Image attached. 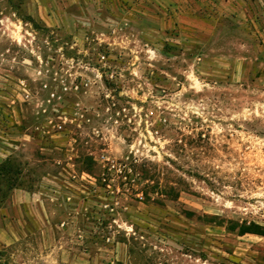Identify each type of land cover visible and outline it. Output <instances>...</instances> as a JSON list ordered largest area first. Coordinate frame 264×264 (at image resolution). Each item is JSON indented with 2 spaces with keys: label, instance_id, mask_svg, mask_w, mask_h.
<instances>
[{
  "label": "rangeland",
  "instance_id": "rangeland-1",
  "mask_svg": "<svg viewBox=\"0 0 264 264\" xmlns=\"http://www.w3.org/2000/svg\"><path fill=\"white\" fill-rule=\"evenodd\" d=\"M8 159L0 264H264V0H0Z\"/></svg>",
  "mask_w": 264,
  "mask_h": 264
},
{
  "label": "trees",
  "instance_id": "trees-1",
  "mask_svg": "<svg viewBox=\"0 0 264 264\" xmlns=\"http://www.w3.org/2000/svg\"><path fill=\"white\" fill-rule=\"evenodd\" d=\"M11 162V159H8L6 163L0 165V185L2 184V179L7 182V188L3 190L5 193L14 188L21 187V183H18L17 181L19 175L22 174V170L19 169L18 166H14ZM3 196H5L4 193Z\"/></svg>",
  "mask_w": 264,
  "mask_h": 264
},
{
  "label": "crops",
  "instance_id": "crops-1",
  "mask_svg": "<svg viewBox=\"0 0 264 264\" xmlns=\"http://www.w3.org/2000/svg\"><path fill=\"white\" fill-rule=\"evenodd\" d=\"M15 194H16V196H19V195H20V193H19V192H18V193H17V192H14V194H13V195L15 196Z\"/></svg>",
  "mask_w": 264,
  "mask_h": 264
}]
</instances>
